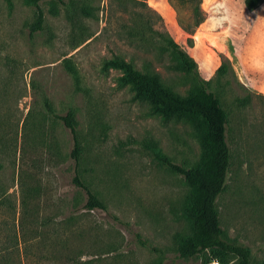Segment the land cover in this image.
I'll return each instance as SVG.
<instances>
[{"label": "rangeland", "instance_id": "1", "mask_svg": "<svg viewBox=\"0 0 264 264\" xmlns=\"http://www.w3.org/2000/svg\"><path fill=\"white\" fill-rule=\"evenodd\" d=\"M65 1H41L43 26L31 32L36 7L0 0V264H202L178 252L193 233L190 188L153 155L197 165L202 128L153 114L120 70L103 67L117 55L185 96L194 79L177 68L165 37L195 60L228 114L230 163L215 206L223 237L261 264L264 1L250 10L245 0H201L198 26L197 0ZM69 109L81 177L105 209L86 208L73 183L71 134L54 116Z\"/></svg>", "mask_w": 264, "mask_h": 264}, {"label": "trees", "instance_id": "2", "mask_svg": "<svg viewBox=\"0 0 264 264\" xmlns=\"http://www.w3.org/2000/svg\"><path fill=\"white\" fill-rule=\"evenodd\" d=\"M25 1L36 7V17L30 31L35 32L42 29L44 13L39 3L44 0ZM57 1L66 4L65 0ZM263 1L245 0V5L252 10ZM200 2L201 0H197L193 6V26H198L204 18ZM53 13H56V10H53ZM188 31L191 33L194 27L189 28ZM164 42L176 60L177 68L191 74L194 79L193 88L185 96L166 87L156 72L139 70L132 62L117 55L104 61L103 67L120 70L122 72L121 82L132 86L137 99L148 101L153 114L163 118L185 117L202 128L203 155L195 166L187 167L177 164L168 156L153 151L154 158L170 171L182 176L190 188L191 198L184 212L192 222L193 233L180 240L179 255L184 258L199 256L202 264H210L212 259L218 260L219 264H227L230 258H236L237 264H252L248 247L223 237L215 206L218 195L224 189L230 163V151L226 140L228 114L214 92L208 90L207 82L199 78L196 62L188 52L170 37H165ZM222 69L220 68L219 71ZM54 116L63 122L71 134L70 154L74 161L72 180L75 186L80 187L86 193L85 207L90 210L105 209L104 202L99 199L80 174L81 143L73 109H69L64 115L54 114ZM261 264H264V260Z\"/></svg>", "mask_w": 264, "mask_h": 264}, {"label": "built area", "instance_id": "3", "mask_svg": "<svg viewBox=\"0 0 264 264\" xmlns=\"http://www.w3.org/2000/svg\"><path fill=\"white\" fill-rule=\"evenodd\" d=\"M210 264H219V261L216 260V259H212V260L210 261Z\"/></svg>", "mask_w": 264, "mask_h": 264}]
</instances>
